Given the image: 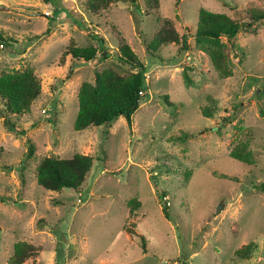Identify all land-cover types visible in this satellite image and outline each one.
<instances>
[{
	"label": "rangeland",
	"instance_id": "rangeland-1",
	"mask_svg": "<svg viewBox=\"0 0 264 264\" xmlns=\"http://www.w3.org/2000/svg\"><path fill=\"white\" fill-rule=\"evenodd\" d=\"M84 3L0 0V32L12 38V46L0 44V73L33 65L42 84L29 111L10 113L0 100V264L17 240L41 247L23 264H264V191L256 186L264 181V19L233 39L225 78L194 36L201 7L233 14L234 6L264 10V0H159L155 8L127 0L99 19ZM166 18L186 34L188 50L148 48ZM117 29L147 67L144 101L131 125L120 116L77 130L81 82L110 65L131 71L118 56ZM71 39L97 45L96 58L68 54L60 63ZM189 65L191 85L183 77ZM5 118L23 132L10 131ZM240 138L250 141L251 164L228 153ZM74 152L94 156L78 189L38 184L41 157ZM134 197L141 206L129 217ZM246 243L249 255L235 257Z\"/></svg>",
	"mask_w": 264,
	"mask_h": 264
},
{
	"label": "trees",
	"instance_id": "trees-1",
	"mask_svg": "<svg viewBox=\"0 0 264 264\" xmlns=\"http://www.w3.org/2000/svg\"><path fill=\"white\" fill-rule=\"evenodd\" d=\"M119 1L125 2L127 0H85L84 4L86 10L94 18L99 19L113 3ZM146 3L149 8H155L158 7L159 0H146ZM233 9L232 14L201 7L194 33L195 38L200 42V48L209 56L214 70L222 78L233 74L231 50L233 39L237 33L243 30L245 26L250 27L255 22L264 19V10L259 8H247L243 11L240 7L234 6ZM51 20V25L47 27L46 32L51 30L50 27L55 22L53 17H51ZM117 32L120 36L118 56L129 65L131 71L123 74L110 65L102 69H96L93 80H83L81 82L77 93L78 110L74 120V128L77 130L88 126H110L120 116H124L127 123L131 125L133 114L144 101V93L141 94L140 91L144 92L147 67L136 55L121 31L117 29ZM35 36L36 38L39 37V35ZM11 42L12 38L5 37L0 32L1 45L12 46ZM170 43L179 44L181 50L189 49L186 34H180L173 22L166 18L147 46L150 50L156 51ZM97 53V45H80L75 39H71L63 50L59 62L63 63L65 56L68 54L75 60L81 59L88 62L96 58ZM188 69H192V66L189 65L183 70V77L186 84L191 85L193 80L187 72ZM72 73L73 67H70L67 77ZM41 89V79L33 65L0 73V100L3 102L5 110L10 113L18 114L29 111L32 102L40 96ZM201 110L205 116H213V110L208 105L202 106ZM223 119L230 121L232 118L223 117ZM4 124L10 131L23 132V129L18 128L16 123L9 118H5ZM185 135H188V133H185ZM28 142L26 156L31 157L34 154V144L30 139H28ZM249 142V139L246 138L238 139L229 150V155L247 164L253 163L254 159ZM2 151L3 147L0 146V156ZM93 160V155L81 152H74L70 157L45 155L37 163L36 180L42 187L53 191H59L64 187L78 189L85 180ZM256 186L264 191V181ZM127 204L129 206V217H131L134 211L141 206V201L139 198L134 197L128 200ZM162 210L169 218L167 203L163 204ZM126 229L128 230L129 227H126ZM128 231L135 232L133 229ZM142 240H144L143 237ZM143 243L145 242L143 241ZM251 247V243L238 247L234 251L235 257H247ZM40 250L39 245L17 240L14 243L12 254L7 258L5 264H23L28 258L37 255Z\"/></svg>",
	"mask_w": 264,
	"mask_h": 264
},
{
	"label": "built area",
	"instance_id": "built-area-1",
	"mask_svg": "<svg viewBox=\"0 0 264 264\" xmlns=\"http://www.w3.org/2000/svg\"><path fill=\"white\" fill-rule=\"evenodd\" d=\"M49 14H52L51 11H45V15H49ZM140 93L143 94L144 92L141 90Z\"/></svg>",
	"mask_w": 264,
	"mask_h": 264
},
{
	"label": "water",
	"instance_id": "water-1",
	"mask_svg": "<svg viewBox=\"0 0 264 264\" xmlns=\"http://www.w3.org/2000/svg\"><path fill=\"white\" fill-rule=\"evenodd\" d=\"M38 14H43V13L42 12H38ZM176 16L178 17V19H180L178 14H176ZM218 211H219V207L217 208V212Z\"/></svg>",
	"mask_w": 264,
	"mask_h": 264
}]
</instances>
